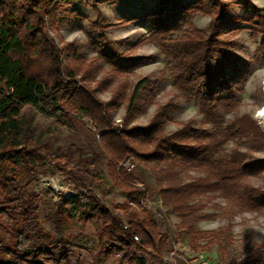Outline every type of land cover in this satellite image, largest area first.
I'll list each match as a JSON object with an SVG mask.
<instances>
[{"label": "trees", "instance_id": "1", "mask_svg": "<svg viewBox=\"0 0 264 264\" xmlns=\"http://www.w3.org/2000/svg\"><path fill=\"white\" fill-rule=\"evenodd\" d=\"M74 1L0 0V264L69 263L72 237L55 238L43 226L44 194L32 189L46 167L61 173L72 185V194L58 204L57 215L66 223L80 221L82 226L96 227L102 240L98 264L114 256L116 264H144L146 259L164 264L169 237L159 231L153 212L140 204L142 191L135 186L138 180L133 171L117 169L129 157L134 164L150 167L161 205L179 218V228L193 250L199 249L198 242L206 237L219 242L218 233L194 228L203 218L192 202L195 196L220 193L251 210L264 208V191L245 183L264 173V158L252 157L253 152L264 151V129L249 114L230 121L223 118L239 108L250 69L220 30L232 21L225 13L226 5L220 0L188 4L158 0L152 12L121 22L149 21V33L137 44L148 42L161 49L171 66L172 87L195 103L210 129L195 127L193 121L169 119L172 106L167 103L157 106L147 125L124 123L120 130L112 112L122 99L112 96L107 102L100 101L90 86L106 90L110 82H96L92 70L102 62L114 76H123L145 59L112 52L106 41L90 60L74 43L58 46L51 32L58 34V18L70 14L67 7ZM194 15L209 18L206 30L193 25ZM245 22L250 37L259 39L257 52L264 60V7H253ZM93 26L104 31L97 22ZM98 37L105 40L103 33ZM144 83L143 79L134 86L126 116L137 111ZM25 107L56 116L61 125H72L78 115L86 118L94 129L88 154L72 144L49 147L25 119ZM165 123H175L178 129L168 134ZM231 142L244 144L247 150L238 145L220 155ZM66 151L78 154L73 164L66 160ZM102 161L108 178L125 196L121 204L109 207L103 200L106 180L101 174ZM188 170L202 176L180 183L179 173ZM243 264H264V256Z\"/></svg>", "mask_w": 264, "mask_h": 264}, {"label": "rangeland", "instance_id": "2", "mask_svg": "<svg viewBox=\"0 0 264 264\" xmlns=\"http://www.w3.org/2000/svg\"><path fill=\"white\" fill-rule=\"evenodd\" d=\"M194 0H181L188 4ZM226 5L225 13L232 21L220 27L224 38L232 44V51L250 66L247 77L243 82L240 106L233 113L223 115L225 121L249 114L264 129V119L260 110L264 106V60L263 54L257 52L259 39H252L248 31L246 19L253 12V7L263 8L264 0H220ZM158 0H122L114 3L112 0H76L68 7L70 14L58 18V34L52 33L58 46L64 43H74L85 59H92L97 51L107 42L112 52L124 53L132 59H141L142 65L131 73L123 76H114L110 68L100 62L92 70L96 82L106 79L110 82L106 90H96L91 85L96 97L107 102L112 96L122 100L118 108L112 112V119L117 127L145 126L152 119L157 106L171 104L168 118L175 122L193 121L195 127L210 129L204 124L197 106L192 100L183 97L172 87L171 66L167 63L161 49L151 43L141 42L151 29L149 21L131 20L134 16H141L152 12ZM99 12V19L96 10ZM104 28V31L94 24ZM193 25L206 30L209 18L203 15L192 17ZM103 33L104 39L98 36ZM106 41V42H105ZM63 60H66L65 56ZM146 80L137 98V111L126 116L129 96L134 86ZM24 117L30 122L35 135L48 144L49 147L75 145L82 148L86 155L88 146L93 143L94 129L90 122L78 115L72 125H61L58 117L48 116L34 108L25 107ZM178 129L175 123H165L164 131L172 133ZM97 139V137H96ZM240 145L245 151L247 146L238 142L225 145L220 155H226L231 149ZM66 160L73 164L78 158L74 151L65 152ZM252 157L264 158V151L253 152ZM67 161V162H68ZM132 170L138 182L142 183L146 191V201L153 212L160 232L168 235L170 249H176L183 255L202 253L209 264H243L252 258L264 256V208L251 210L235 199L223 197L220 193H203L192 200L198 207V215L203 218L194 225V228L203 232L218 233L220 241H210L209 237L201 239L199 249L193 250L191 242L185 232L179 228L180 220L168 208L161 205L160 196L155 186V179L149 166L134 164ZM151 166V165H150ZM102 176H104L105 196L103 200L109 207L121 204L125 196L113 185L107 176L105 163L102 161ZM45 174L38 177L32 184L35 192L43 193L46 207L43 226L55 237H72L70 259L68 264H98L97 256L102 240L93 225H81V222L66 223L57 213V206L62 199L51 189L57 187L61 192L72 193V185L65 181L64 176L53 169L45 168ZM202 174L188 170L179 173L178 181L187 183ZM246 184L264 191V173L258 177H250ZM116 256L104 260L101 264H116ZM145 264H153L146 259Z\"/></svg>", "mask_w": 264, "mask_h": 264}, {"label": "built area", "instance_id": "3", "mask_svg": "<svg viewBox=\"0 0 264 264\" xmlns=\"http://www.w3.org/2000/svg\"><path fill=\"white\" fill-rule=\"evenodd\" d=\"M120 130L122 129L121 126H119ZM134 162L132 158H126L122 163H120L117 167V169H123L126 170L127 172H130L134 169ZM135 186L140 188L142 191L141 197H140V204L147 208L150 209V207L147 205L146 201V192L143 189L142 185L138 182L135 183ZM52 190L62 199H67L72 193H67V191L61 192V189L57 187H51ZM134 240L137 242L138 238L134 237ZM162 261L164 264H209L205 256L202 253H192L191 255H183L179 253L176 249H170L168 253L163 255ZM146 263V260H144V264Z\"/></svg>", "mask_w": 264, "mask_h": 264}, {"label": "bare ground", "instance_id": "4", "mask_svg": "<svg viewBox=\"0 0 264 264\" xmlns=\"http://www.w3.org/2000/svg\"><path fill=\"white\" fill-rule=\"evenodd\" d=\"M261 112H264V106H263V108L260 110V113ZM263 116V119H264V115H262Z\"/></svg>", "mask_w": 264, "mask_h": 264}, {"label": "snow or ice", "instance_id": "5", "mask_svg": "<svg viewBox=\"0 0 264 264\" xmlns=\"http://www.w3.org/2000/svg\"><path fill=\"white\" fill-rule=\"evenodd\" d=\"M260 115H264V112H261Z\"/></svg>", "mask_w": 264, "mask_h": 264}]
</instances>
